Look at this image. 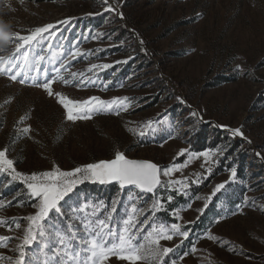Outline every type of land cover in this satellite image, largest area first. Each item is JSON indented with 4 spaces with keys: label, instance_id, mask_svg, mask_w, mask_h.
I'll return each instance as SVG.
<instances>
[{
    "label": "rangeland",
    "instance_id": "obj_1",
    "mask_svg": "<svg viewBox=\"0 0 264 264\" xmlns=\"http://www.w3.org/2000/svg\"><path fill=\"white\" fill-rule=\"evenodd\" d=\"M49 24L28 49L27 73L16 81L0 74V150L15 170L71 171L120 151L157 164L162 189L186 202L165 221L154 193L129 188L120 202L118 190L105 204L76 189L97 186V195L116 182L85 179L49 214L45 235L25 247L24 264H66L61 236L70 232L79 251L84 224L104 220L119 234L130 217L134 242L146 243L153 227L173 235L160 241L172 252L138 264H264V0H0V37ZM37 56H44L39 72ZM33 78H56L53 91L73 100L122 102L69 121ZM10 172H0V236L9 237L0 244V264H14L26 218L36 211L26 183ZM238 193L230 207L227 198ZM212 206L219 214L204 220ZM108 264L128 262L113 256Z\"/></svg>",
    "mask_w": 264,
    "mask_h": 264
},
{
    "label": "snow or ice",
    "instance_id": "obj_2",
    "mask_svg": "<svg viewBox=\"0 0 264 264\" xmlns=\"http://www.w3.org/2000/svg\"><path fill=\"white\" fill-rule=\"evenodd\" d=\"M54 25H45L37 27L34 30L22 34V31L13 33L11 36L0 37V52L7 53V56L0 55V74L8 73V78L16 81L22 74H26L28 69L32 67L29 59L28 49L32 43L36 41L41 34L48 32ZM14 44V49L9 51L8 45ZM75 59L78 53H71ZM44 60V56L35 57L37 72L40 71L39 64ZM61 68L65 65L62 63ZM95 67V66H93ZM107 67V65H105ZM15 70V71H13ZM59 73V69L56 70ZM75 76L76 73H71ZM63 79V77H58ZM56 78H46L44 82H36L33 78L35 86L45 90L49 96L55 95L58 103L63 106L66 113V119L76 121L77 119H89L93 110L103 108H111L113 104L121 103V98H114L113 101L106 102L100 100L99 97H91L89 100H73L59 92H54L52 85ZM67 83V81H64ZM19 83L24 84L25 79L21 78ZM125 100L127 98H124ZM23 119V118H22ZM25 132L30 131V126L24 129ZM234 134L242 135L239 129L233 130ZM143 134V133H141ZM186 150H181V155ZM207 155V154H205ZM185 165H173L172 167L163 170V175L167 176L174 170ZM11 170L13 179L22 178L29 190L30 197L34 200L33 207L35 213L27 217L28 227L25 229L22 243L19 245V256L15 259L14 264H24L25 247L30 245L37 235H45V225L48 222L49 214L54 210L60 212V201L63 200L78 183L85 179L98 181L103 184L111 181H118L121 187L125 185H134L141 191L154 193V190L160 185L161 168L147 160L128 159L123 152L116 151L114 158L100 160L93 163H88L72 169L71 171H62L59 167H55L51 171L40 173H32L25 175L17 172L13 167V161L7 159V149L0 150V172ZM82 174V175H81ZM233 170V176H235ZM218 185L217 187H222ZM169 200L172 197L168 198ZM157 201L153 202V209L158 207ZM0 203V207H2ZM132 217L125 222V228L121 233L117 234L112 231L110 226L104 220H98L95 224H84L86 236L81 237V248L76 250L75 244L72 243V234L69 232L65 236L59 238L60 248L58 252L62 253L66 258V264H108L111 257L127 261L128 264H138L146 256L161 258L172 252V248H161V240H171L173 235L169 234L163 226L159 229L153 227V230L144 236L146 243L134 242L136 237L130 232ZM6 221L0 220V225ZM20 227L19 224L16 225ZM175 234H181L187 238V231L180 232V226L172 225ZM11 230V229H9ZM111 238V239H109ZM209 238H212L211 236ZM9 237L0 236V244L8 240ZM194 250V249H193ZM87 253L84 259H80V252ZM188 253H185L187 255ZM175 264V262H173Z\"/></svg>",
    "mask_w": 264,
    "mask_h": 264
},
{
    "label": "trees",
    "instance_id": "obj_3",
    "mask_svg": "<svg viewBox=\"0 0 264 264\" xmlns=\"http://www.w3.org/2000/svg\"><path fill=\"white\" fill-rule=\"evenodd\" d=\"M198 137V141L200 143V145H202V149H205L206 148V145L203 143L204 139H203V135H199L197 136ZM244 178V177H243ZM97 186H81L80 188L78 187L76 190H80V192L82 193H90L93 195L94 198H96L98 196V199L97 201H101V202H104L105 204H110L113 200H114V197L115 195L118 194V190L121 192V197H120V202L125 200L126 197L129 195V193H133V191H129L127 189H122L120 190L118 188V185L116 183H111V185H107V188L106 189H102V186H99L97 188V190L99 191L98 194L96 195L95 193V190L94 188H96ZM193 193H197V192H193ZM151 194V193H149ZM241 194V193H240ZM154 195H156L159 199V201L162 203V205L164 206V212L161 213V217H163V219L165 221H167V218L169 214H172L173 212H175L181 205H184L186 200L185 198H183L182 195H177L176 192L174 191H168V190H164L162 189L161 186H159L157 188V190L154 191ZM237 196H239V193L235 196H230L227 198L226 202L228 203V205L231 207V206H236L235 205V202H232L230 203V199L231 198H236ZM169 197H172L171 200H169L168 198ZM219 214L218 210L213 208V206L208 209L206 211V216L204 218L207 219V218H210V217H213L215 215ZM209 221V220H208ZM197 226V225H196ZM194 226V227H196ZM198 228V229H197ZM197 231H200V230H203L204 229V224L203 223H199L198 226H197Z\"/></svg>",
    "mask_w": 264,
    "mask_h": 264
},
{
    "label": "water",
    "instance_id": "obj_4",
    "mask_svg": "<svg viewBox=\"0 0 264 264\" xmlns=\"http://www.w3.org/2000/svg\"><path fill=\"white\" fill-rule=\"evenodd\" d=\"M117 184H119V182L118 181H115ZM120 185V184H119ZM160 185H158L157 186V188L159 187ZM121 187V186H120ZM122 189H129V188H136V189H138L140 192H142V193H147V192H143V191H141L138 187H136V186H134V185H125L124 187H121ZM157 188L155 189V190H157ZM154 190V191H155Z\"/></svg>",
    "mask_w": 264,
    "mask_h": 264
}]
</instances>
